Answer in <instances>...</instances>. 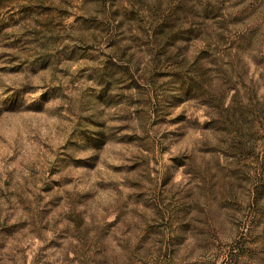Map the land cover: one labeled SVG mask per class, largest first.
<instances>
[{
	"label": "rangeland",
	"instance_id": "rangeland-1",
	"mask_svg": "<svg viewBox=\"0 0 264 264\" xmlns=\"http://www.w3.org/2000/svg\"><path fill=\"white\" fill-rule=\"evenodd\" d=\"M112 1L108 25L93 0H0V264H264V0ZM148 10L215 16L175 51L202 82L147 75ZM219 33L253 112L234 149L204 103Z\"/></svg>",
	"mask_w": 264,
	"mask_h": 264
},
{
	"label": "trees",
	"instance_id": "trees-1",
	"mask_svg": "<svg viewBox=\"0 0 264 264\" xmlns=\"http://www.w3.org/2000/svg\"><path fill=\"white\" fill-rule=\"evenodd\" d=\"M96 3V16H99L100 14H104L106 17V20H108V25H111L113 22H116V19H118V16L114 15V12L116 10L112 9L114 2L112 0H93ZM180 3L182 5H186V2L184 0H180ZM112 9V10H111ZM146 11V10H145ZM144 11V12H145ZM148 15H137L136 18H134V29L133 30H142L143 35L147 36V39L145 41V46L150 47L148 49L149 56L151 58V61L148 60V63H145V66L147 67L148 64H151L152 68H148L147 75L155 74V70L160 68L164 70L162 73L167 76L169 71V68H173L174 70H184L186 69V72L183 77L181 76L182 82L187 81L189 84H196L197 81H203L202 77L203 75L200 74V68L203 66L200 64V56H193L192 59L188 60L184 53H177L175 52L178 50L179 45L178 43L183 41L184 43L188 44L190 41H192V38L196 36L194 31H197L195 28H198L199 24L202 22L199 21V19H204L205 21L213 22L215 19V16H207V14H204L202 16H198L194 13L188 12V10H185L183 12V15H177L172 16L168 13H157L153 14L150 12V10L147 11ZM160 14V15H159ZM206 19V20H205ZM108 28V27H107ZM209 36V34L207 33ZM219 37L224 41L223 46V54L222 57H225L227 61L223 63L224 68L221 67V91L220 94L217 96L218 99L213 96L212 94H209V100H206L205 106L209 110V114L207 115L208 121L207 125L212 130H218V125L221 122H228V125L231 129L232 136V143L230 144V149H234L235 141L233 138L242 136L240 133L242 129L248 125V119L252 115L253 112H251L247 107L246 104L243 102L241 95H240V89L237 86V82L232 79L231 75V61L228 59L229 51L232 49V42H226V37L223 36V33L218 34ZM108 37V36H107ZM191 38V39H190ZM216 45H214L215 48H217L219 45H217L218 40H216ZM132 47V46H131ZM206 47H208V43H206ZM173 49V51H172ZM196 55V54H195ZM155 61V64L153 65ZM213 61H216L215 59ZM122 73H127L129 82L134 83L135 87L138 85L141 86H153V79L154 77L151 76L148 78L142 77V75H139V79H141L143 84H138L137 78H134V74L136 71H138L137 68H135L134 72L130 71V64L129 62L126 63L121 68ZM173 70V71H174ZM188 73V74H186ZM190 73H192L190 75ZM167 74V75H166ZM199 79V80H198ZM196 91L198 90L199 94L203 93L201 91V87L199 85H195ZM253 89V86H252ZM233 93L230 95V97L227 98L228 92L232 91ZM156 89H150L149 92V103L152 101V104L156 106L158 94L155 93ZM158 92V90H157ZM202 95V94H201ZM253 97L256 101V105H259V99L257 97V94L255 92V88L253 90ZM238 98V99H237ZM212 99V103H209V101ZM214 101V102H213ZM207 103V104H206ZM250 128V127H249ZM244 137V136H242ZM217 151V150H216ZM220 151V150H219ZM154 264H159V262H155ZM164 264V263H163Z\"/></svg>",
	"mask_w": 264,
	"mask_h": 264
}]
</instances>
